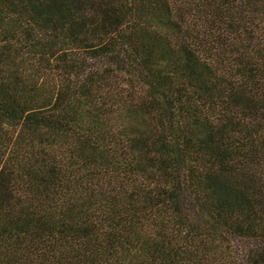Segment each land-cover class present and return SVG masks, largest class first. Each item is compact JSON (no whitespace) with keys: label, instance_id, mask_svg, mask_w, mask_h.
<instances>
[{"label":"trees","instance_id":"trees-1","mask_svg":"<svg viewBox=\"0 0 264 264\" xmlns=\"http://www.w3.org/2000/svg\"><path fill=\"white\" fill-rule=\"evenodd\" d=\"M0 264H264V0H0Z\"/></svg>","mask_w":264,"mask_h":264}]
</instances>
